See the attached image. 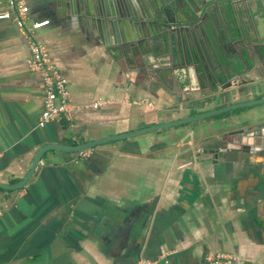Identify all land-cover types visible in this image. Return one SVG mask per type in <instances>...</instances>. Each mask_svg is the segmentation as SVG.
I'll use <instances>...</instances> for the list:
<instances>
[{
  "label": "crops",
  "instance_id": "1",
  "mask_svg": "<svg viewBox=\"0 0 264 264\" xmlns=\"http://www.w3.org/2000/svg\"><path fill=\"white\" fill-rule=\"evenodd\" d=\"M70 1L26 0L27 24L48 22L36 39L67 81L72 122L38 127L42 81L27 68V42L16 24L0 21V264H90L81 249L98 264L125 262L132 254L151 264H205L214 254L230 256L233 264H264L258 157L230 146L209 166L204 163L213 158L201 156L198 145L225 122L244 124L248 116L218 115L139 135L218 108L166 115L175 96L159 83L170 68L140 66L147 47L135 32H114L104 17L87 24L78 1L71 20L55 16L61 9L67 16ZM160 2L101 3L146 16L158 13ZM5 10L7 0H0V13ZM90 143L97 145L49 150L34 165L52 146ZM102 211L135 219L96 228L94 216Z\"/></svg>",
  "mask_w": 264,
  "mask_h": 264
},
{
  "label": "flooded vegetation",
  "instance_id": "2",
  "mask_svg": "<svg viewBox=\"0 0 264 264\" xmlns=\"http://www.w3.org/2000/svg\"><path fill=\"white\" fill-rule=\"evenodd\" d=\"M188 2V0H172L173 15L175 16L170 15L168 18L170 28L162 29L161 26L158 28L159 31L161 29H167L170 32L177 31L174 35V43L178 49L182 48L185 51L184 60L175 59L171 55L169 57L165 53V45L158 43L157 40H152L151 45L140 40V45L147 47L146 49L142 47L144 53L140 55V66L150 67L152 70H158L159 67L170 68L169 78L163 75L159 84L165 90L166 87L175 84L177 94L179 87L186 89L187 95L192 93L191 95L195 97L205 91V85L211 92L207 96L216 94L218 90L229 93L250 88L249 92L252 93L250 97L240 100L234 106L263 100L264 0H190L194 6H199L196 15L185 14ZM164 4L161 6L162 9L160 6L158 7V13L153 12L150 17L165 15L162 13L165 9ZM160 33L162 32L160 31ZM192 52L194 56L191 54ZM197 56L198 58H196ZM188 72L192 76V81H188ZM184 79L186 82L182 84ZM182 98L184 100V97ZM150 104L153 107V103ZM230 106L232 105L223 104L215 107L218 108L217 111H221ZM260 108L237 109L227 114L236 113L238 116H248L252 119L247 117L246 122L248 123L255 119L253 111ZM255 120L257 121V119ZM244 124L242 123V125ZM261 125H264V120L259 126ZM248 144L251 145L250 149L242 147L240 150L258 157L259 160L260 156L264 154V148L255 140ZM118 214L120 213H115L117 222L106 227L112 228L121 221L126 225L135 219L133 213L128 214V217L124 219ZM127 225L129 226V224ZM112 263L140 264L141 261L139 257L132 254L125 258V262L116 258L115 263Z\"/></svg>",
  "mask_w": 264,
  "mask_h": 264
},
{
  "label": "water",
  "instance_id": "3",
  "mask_svg": "<svg viewBox=\"0 0 264 264\" xmlns=\"http://www.w3.org/2000/svg\"><path fill=\"white\" fill-rule=\"evenodd\" d=\"M79 2V13L86 19V23L93 25L96 23L95 18H102L104 17L105 19L109 20V23L111 24V29H113L114 32L116 31H121L122 28L124 30L131 29V31L135 32V36L139 37L138 39L141 40L143 43H151L152 40H157L158 43H161L165 45V53L170 57V55L175 57V59H182L186 57L185 51L181 48L178 49L177 46L175 45V33L177 31L170 32L167 29L162 30L163 28H170V23H169V16L173 15V5H172V0H164L163 2L160 3V8L164 4V11L162 12L165 15H160L159 17H154L151 18L150 15L148 16H140L139 15H132L130 13L123 12L121 8L116 4V6H111L110 11L107 10L105 7L102 6V0H71V12L70 8L68 9V15L66 16V13L61 9L60 11H57L55 16H59L62 18H67L68 20H71L73 18V15L75 14L73 11H75L74 6L76 7V4L78 5ZM93 1V2H92ZM187 3L188 9L186 10L185 14H193L196 15L197 9L199 6H194L190 0ZM166 5V6H165ZM162 9V8H161ZM175 16V15H173ZM72 17V18H71ZM167 17V18H166ZM176 17H178V14H176ZM66 20V19H65ZM159 26H161V32L158 30ZM173 35V36H172ZM140 41V42H141ZM151 45V44H150ZM194 56V53H191ZM196 56V55H195ZM198 58V56L196 57ZM194 57V59L196 60ZM188 81H192V76L188 72L187 73ZM186 81L185 79L183 80L184 84ZM181 85V84H177ZM248 90H235L229 93L223 92V90H218L216 94H212V96H207L211 94L210 91H208L206 85H205V91L202 93H199L198 97L187 95L186 89H181L179 87V95L177 94V89L175 87V84L166 87V94H170L175 96L173 100V106H168V109L164 110V113L168 116L172 115H179L182 112L185 111H202L207 108H211L216 105H232L228 108H225L221 111H216L214 113H208L204 115H199L193 118H189L186 120H179L175 122H169L166 124H158L153 127L145 128L139 130V135L140 134H145L149 133L155 130H166L186 124H191V123H197L199 121H202L207 118H211L214 116L222 115V114H227L230 112H234L237 109H244V108H260L264 106V99L259 100V102L251 103V104H246V105H236L240 100H246L250 97L252 93H250ZM207 90V91H206ZM177 96V97H176ZM184 97V100H182ZM167 106V105H166ZM258 109L256 111H253V118L257 119V121L254 119L251 121V119L248 123L249 124H238V122L231 120V125L228 126L227 122L224 123V127L222 128L221 132L219 133H213L209 134L201 139H199L200 142H198L199 148H201V156H209L212 157L213 160H208L204 164L205 165H217L219 160L222 158V153L221 151L223 148L229 149L230 146H234L235 150L240 149V148H247L250 149V146L248 142H251L255 140L258 144L261 145L262 148H264V125H260L262 120H264V109ZM158 114V113H157ZM258 125V126H257ZM129 137H131V134H129ZM124 137H118V139H123ZM115 140V139H114ZM94 143L90 144H83L76 146L74 148H68V147H59V146H52L51 148L47 150H42L36 157L35 160V166L40 160V157L46 153L49 150H62L64 152H80L84 151L86 149H89L93 147ZM259 164V169L260 172H262V177H264V154L260 156V159L258 160ZM262 164V165H260ZM34 166V167H35ZM261 167V168H260ZM34 169V168H33ZM28 180V179H27ZM24 184L16 186L17 189L23 187ZM16 190V189H15ZM115 214L113 212H106L102 211L96 214L94 216V225L96 228H102L103 226L107 225H112L117 222L115 220ZM80 254L84 256L87 261L90 264H98L87 252H85L83 249L80 250Z\"/></svg>",
  "mask_w": 264,
  "mask_h": 264
},
{
  "label": "built area",
  "instance_id": "4",
  "mask_svg": "<svg viewBox=\"0 0 264 264\" xmlns=\"http://www.w3.org/2000/svg\"><path fill=\"white\" fill-rule=\"evenodd\" d=\"M28 7L26 0H7V10L0 13V21L7 20L16 24L26 39L28 48L27 68L42 81L44 96L38 127L43 129L52 123L72 122L75 109L70 102L67 81L52 64L45 47L36 39V32L48 25L47 21L27 24ZM149 106L151 104L147 102ZM100 103H96L97 108ZM140 264H151L142 261ZM205 264H233V259L225 254L210 255Z\"/></svg>",
  "mask_w": 264,
  "mask_h": 264
}]
</instances>
